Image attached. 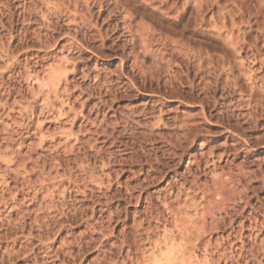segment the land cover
Segmentation results:
<instances>
[{
  "label": "rangeland",
  "instance_id": "rangeland-1",
  "mask_svg": "<svg viewBox=\"0 0 264 264\" xmlns=\"http://www.w3.org/2000/svg\"><path fill=\"white\" fill-rule=\"evenodd\" d=\"M160 1L0 0V264H264V0L238 55Z\"/></svg>",
  "mask_w": 264,
  "mask_h": 264
},
{
  "label": "bare ground",
  "instance_id": "bare-ground-1",
  "mask_svg": "<svg viewBox=\"0 0 264 264\" xmlns=\"http://www.w3.org/2000/svg\"><path fill=\"white\" fill-rule=\"evenodd\" d=\"M44 1V0H43ZM46 1H48V0H46ZM70 1V0H69ZM159 1V0H158ZM184 1V0H183ZM182 1V2H183ZM224 1V0H223ZM230 1V0H229ZM229 1H227L228 2V4L230 5V3H229ZM232 1V0H231ZM230 1V2H231ZM258 1V0H257ZM53 2V1H52ZM195 2V3H194ZM226 2V1H225ZM227 2L225 3V6H226V4H227ZM262 2H263V0H262ZM60 3V2H59ZM160 3H162L161 4V12H162V14H165L166 16H168L171 12H174V14H175V12L176 13H178L179 12V10H181L182 12H184V11H186L187 12V10H191L190 12V14H191V17L193 18V22H195L196 23V25H198L197 26V28L199 27V26H202V25H206L207 24V22H206V14H207V12H208V10L209 9H211V8H214V7H216V8H218L219 10L221 9L222 10V12L219 14V13H217V15L219 14V18L221 19V25L219 26V24H217V16L214 14L215 12H213V14L211 13L210 15H211V17H210V15H209V19L208 20H210V22L213 24H211L212 26H210V27H212V30H214V31H216V33H217V35L220 37V38H222V41L221 42H223V44L225 43V47H229V49H231V51H232V53H236L237 55L240 53V51H243V45L244 44H246V42H247V40L249 39V38H247L249 35V32L251 31V21H247V19H249V17L246 19V21L245 20H243V18H244V15L245 14H243V12H240L241 10H239L238 11V9H237V11L236 10H234V8L232 7V8H230L229 6H228V8H230V9H226L225 8V6H223V7H221L220 5H219V1L218 0H185L183 3H182V5H181V7H179L178 8V6H179V4L177 3V2H175V1H173V0H163L162 2L160 1ZM47 4V3H46ZM51 4V2H49V5ZM67 4V3H66ZM69 4V3H68ZM85 4V3H84ZM222 4H224V3H222ZM232 5H233V2L231 3ZM48 5V6H49ZM53 6H55L54 5V2H53V4H52ZM51 5V6H52ZM75 5V4H74ZM236 5V2H235V4H234V7H237V6H235ZM59 6H61V5H59ZM63 6H65V5H63ZM46 7V6H45ZM57 7V6H56ZM68 7H69V5H68ZM86 7V6H85ZM65 8V7H64ZM74 8V7H73ZM158 8V7H157ZM61 9H63L62 7H61ZM69 9V12H70V14L75 10L76 11V8L73 10V9H71V8H68ZM71 9V10H70ZM240 9V8H239ZM34 10V9H33ZM46 10H49L48 9V7H47V9ZM53 10V9H52ZM56 10V9H55ZM58 10H59V8H58ZM65 10V9H64ZM73 10V11H72ZM72 11V12H71ZM48 12V11H47ZM217 12V11H216ZM44 13H46V12H44ZM84 13V12H83ZM73 14H75V12L73 13ZM72 14V15H73ZM172 14V13H171ZM173 14V15H174ZM182 14V13H181ZM189 14V15H190ZM83 15V14H82ZM188 15V14H187ZM43 16H44V14H43ZM46 16V15H45ZM175 16H178L177 14L175 15ZM181 16V15H180ZM247 16V15H246ZM71 17H74V15L73 16H71ZM76 17H77V15H76ZM75 17V19H77ZM83 17V16H82ZM172 17V16H171ZM85 18V17H84ZM88 18V17H87ZM87 18H85V19H87ZM190 18V17H189ZM226 18L228 19V21L230 22V24H229V26H227L228 24H227V22H226ZM75 19H74V21H75ZM175 19V18H174ZM245 19V18H244ZM73 20V19H72ZM89 20V19H88ZM127 20V19H126ZM175 20H177V19H175ZM180 20V19H179ZM178 20V21H179ZM235 20H241L240 22H239V24L238 23H236L235 22ZM250 20H251V18H250ZM38 21V20H37ZM73 21V22H74ZM82 23H83V18H82ZM125 20H123V22H124ZM130 21V20H129ZM188 21H190V20H188ZM218 21H220L219 19H218ZM72 22V21H71ZM86 21H84V23H85ZM131 22V21H130ZM186 22H187V20H186ZM251 22V23H250ZM127 23V22H126ZM125 23V24H126ZM190 23V22H189ZM190 24H193V23H190ZM189 24V25H190ZM255 24V23H254ZM130 25L131 24H127V26L126 27H128V29H130ZM195 25V24H194ZM209 25V24H208ZM124 26V25H123ZM132 26V25H131ZM219 26V27H218ZM259 26V25H258ZM139 27H140V25H139ZM184 27H186V26H184ZM203 27V26H202ZM241 27H243L244 29H247V31H243V29L241 28ZM113 28V27H112ZM132 28V27H131ZM140 28H142V27H140ZM200 28V27H199ZM260 29V28H259ZM262 29V28H261ZM49 30V29H48ZM133 30V29H132ZM137 30V29H136ZM47 31V30H46ZM129 32L131 31V30H128ZM135 31V30H134ZM134 31H131V32H134ZM143 31V30H142ZM259 31V30H258ZM261 31V30H260ZM128 32V33H129ZM135 32H139V31H135ZM134 32V33H135ZM252 32V31H251ZM140 33V32H139ZM138 33V34H139ZM131 34V33H130ZM136 35V34H135ZM140 35V34H139ZM138 35V36H139ZM144 35V34H143ZM216 35V34H215ZM140 37V36H139ZM141 37H142V35H141ZM140 37V38H141ZM144 38L146 37H148L147 36V34H146V36H143ZM255 37V36H254ZM254 37H253V40H255L254 39ZM38 38V37H37ZM144 39L145 41L147 40V39ZM76 39V38H75ZM130 39V38H129ZM141 39H143V38H141ZM247 39V40H246ZM131 40H132V38H131ZM221 40V39H220ZM250 40H252V38H250ZM143 41V40H142ZM145 41H143V42H145ZM257 40H255V42H256ZM133 42V41H132ZM252 43V45H253V42L254 41H251ZM254 42V43H255ZM258 42V41H257ZM79 44V43H78ZM145 44H146V42H145ZM251 44H248L247 43V46L249 45V49L251 48V50L252 49H254L255 47L254 46H252ZM256 44V43H255ZM254 44V45H255ZM46 45V44H45ZM143 45V44H142ZM146 46V45H145ZM169 46V45H168ZM179 46V45H178ZM256 46V45H255ZM47 47V46H46ZM143 47V46H142ZM245 47V46H244ZM151 49V48H150ZM143 50V49H142ZM180 50V49H179ZM249 51V50H248ZM256 51V50H255ZM253 53V52H252ZM257 53V52H256ZM164 54V53H163ZM254 54V53H253ZM158 55V54H157ZM264 55V54H263ZM255 56V55H254ZM253 56V57H254ZM64 58L65 59H67L64 55H62V58H60V59H62L63 61H64ZM242 58V57H241ZM255 58V57H254ZM197 59V58H196ZM204 59V58H203ZM216 59V58H215ZM225 59V58H224ZM163 60V59H162ZM161 60V61H162ZM197 60H202V58H200V56H199V59H197ZM211 60V59H210ZM221 60V59H220ZM219 59H218V61H220ZM239 60V59H238ZM241 60V59H240ZM243 60V59H242ZM255 60V59H254ZM205 61V62H204ZM208 61V62H207ZM212 61L213 60H211V63L209 62V59H206V60H203L202 62H204V63H208V65L210 66V65H213V63H212ZM230 61H231V59H230ZM260 61V60H259ZM60 62H61V60H60ZM136 62V61H135ZM202 62H199V63H201V65H202ZM215 62H217V60L215 61ZM214 62V63H215ZM241 62V61H240ZM243 62V61H242ZM254 62V61H253ZM57 63V62H56ZM198 63V64H199ZM210 63V64H209ZM220 62H218V64H219ZM231 63V62H230ZM236 63V62H235ZM248 63V62H247ZM217 63H216V65H218ZM221 64H222V66H224V65H227V69H229V73L231 74L232 73V70H233V66L230 64L229 65V62H228V60H221ZM221 64H220V66H221ZM241 64V63H240ZM243 64V63H242ZM241 64V65H242ZM264 64V61H262L261 60V65H263ZM137 65V64H136ZM200 65V64H199ZM200 65V66H201ZM205 66V67H209V66ZM215 65V64H214ZM215 65V66H216ZM260 65V66H261ZM204 66V65H203ZM202 66V67H203ZM239 66V65H238ZM243 66V65H242ZM199 67V66H198ZM212 67V66H211ZM225 67V66H224ZM224 67H222V68H224ZM229 67V68H228ZM244 67V66H243ZM197 68V67H196ZM240 68H242V67H240ZM45 72H43V74L40 76V75H38L37 74V72H36V76H35V78H34V80H36L37 81V83H39V84H41L43 87H44V90L41 92L43 95L42 96H44V101H42L43 103H44V107L46 106V108L47 107H49V108H51V110H53V109H55V111H56V109H57V111H56V113H61V114H64L63 112H64V102L62 101V91L64 92V90H62L63 89V87H64V85H62L61 86V84H62V81L64 80V67L61 65V64H53V66H48L45 70H44ZM220 71V70H219ZM239 71V70H238ZM214 72V71H213ZM230 74H228V75H230ZM233 74V73H232ZM243 74V73H242ZM245 75V74H244ZM214 76V75H213ZM246 76V75H245ZM208 78V77H207ZM234 79H236V78H234ZM251 80V79H250ZM254 80V79H253ZM40 85V86H41ZM229 86V85H228ZM262 90V89H261ZM260 91V90H259ZM43 107V108H44ZM48 108V109H49ZM42 111V110H41ZM44 112V111H43ZM51 112V111H50ZM58 115V114H57ZM59 116V115H58ZM62 116V115H61ZM74 116V115H73ZM53 137V136H52ZM42 139V138H41ZM40 139V140H41ZM77 142V141H76ZM66 145V144H65ZM69 149V148H68ZM56 150V149H55ZM64 150V149H63ZM22 157V156H21ZM41 157V156H40ZM37 158V157H36ZM53 161V160H52ZM19 162V161H18ZM22 162H23V160H22ZM50 163V162H49ZM196 163V162H195ZM25 164V163H24ZM44 166V165H43ZM35 168V167H34ZM84 169H86V168H84ZM41 170V169H40ZM50 174V173H49ZM48 174V175H49ZM55 175V174H54ZM60 175V174H59ZM56 176V175H55ZM58 176V175H57ZM51 180V179H50ZM53 180V179H52ZM41 182V181H40ZM47 182V181H46ZM223 184V183H222ZM221 184V185H222ZM220 185V187H217L215 190L213 189V191L211 192V198H215L216 196H221V195H223L224 196V191L226 190H224V187L223 186H221ZM224 185V184H223ZM174 186V185H173ZM51 188V187H50ZM213 188V187H212ZM215 188V187H214ZM209 189V188H208ZM211 191V190H210ZM210 194V193H209ZM210 196V195H209ZM49 197V196H48ZM222 197V196H221ZM223 199H225V196H224V198ZM213 207V206H212ZM211 217V216H210ZM61 253V252H60Z\"/></svg>",
  "mask_w": 264,
  "mask_h": 264
}]
</instances>
